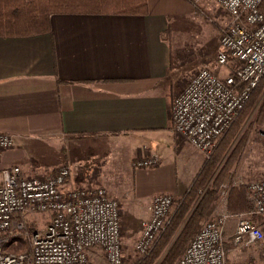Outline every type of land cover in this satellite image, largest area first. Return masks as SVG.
I'll return each mask as SVG.
<instances>
[{
	"label": "crops",
	"instance_id": "crops-1",
	"mask_svg": "<svg viewBox=\"0 0 264 264\" xmlns=\"http://www.w3.org/2000/svg\"><path fill=\"white\" fill-rule=\"evenodd\" d=\"M192 1L148 0V15L54 14L49 33L0 37V132L16 139L3 154L0 182L9 167L35 177L67 165L76 186L143 199L142 222L156 195L181 198L205 156L177 138L172 102L185 77L218 71L210 54L220 38L219 25L188 30ZM151 154L158 166L136 168ZM245 156L247 169L259 166L264 146L251 145ZM85 161L98 168L89 181L79 178ZM262 171L252 179L264 180ZM115 183L130 188L119 194Z\"/></svg>",
	"mask_w": 264,
	"mask_h": 264
},
{
	"label": "built area",
	"instance_id": "built-area-1",
	"mask_svg": "<svg viewBox=\"0 0 264 264\" xmlns=\"http://www.w3.org/2000/svg\"><path fill=\"white\" fill-rule=\"evenodd\" d=\"M230 18L221 30L216 68L203 67L178 92L172 102V128L178 139L199 150L206 159L238 119L264 78V0H214ZM264 136V130L262 131ZM15 136L0 132V165ZM160 156L138 159L136 168L159 165ZM71 169L59 167L54 175L25 177L18 166L1 172L0 264H124L121 202L104 188H84L70 182ZM251 203L248 213L237 216L235 249L254 242L264 244L262 230L251 216H264V180L242 182ZM233 185L229 186L228 192ZM228 188L227 186H225ZM175 200L156 195L143 222L135 251L147 257L171 222ZM49 216L42 228L29 222ZM227 211L205 223L175 264H230L225 227ZM28 239L29 248L12 253L11 238ZM234 248V247H233Z\"/></svg>",
	"mask_w": 264,
	"mask_h": 264
},
{
	"label": "trees",
	"instance_id": "trees-1",
	"mask_svg": "<svg viewBox=\"0 0 264 264\" xmlns=\"http://www.w3.org/2000/svg\"><path fill=\"white\" fill-rule=\"evenodd\" d=\"M192 3L196 9V3L193 1ZM260 9L264 13V2ZM149 12L148 0H0V37H29L49 33L51 17L54 14L148 15ZM261 86H264V78L254 92L255 94L258 95L257 91ZM252 100L249 108H246V112L243 110L245 113L243 112L238 121L248 116L251 106L254 104V98ZM261 106V117H264V100ZM226 145L225 135L217 143L209 159L204 162L189 189L180 198L179 204L171 216L170 225L155 243L152 253L147 257L139 258L133 264H154L161 252L168 247L179 227L183 225L173 247L159 264H175L177 262L180 250L186 245L187 248L193 237L200 231V223L207 217L215 196L227 177L230 167L219 174L213 182V186L209 188L208 181L221 154L226 150ZM58 169L50 175H54ZM250 210L251 203L247 196V187L243 184L232 186L227 198V213L231 219L226 224L225 236L230 230L227 231L229 222ZM258 217L260 216H251L253 224L259 220ZM232 231L234 232V230ZM177 248L180 249L177 250Z\"/></svg>",
	"mask_w": 264,
	"mask_h": 264
},
{
	"label": "rangeland",
	"instance_id": "rangeland-1",
	"mask_svg": "<svg viewBox=\"0 0 264 264\" xmlns=\"http://www.w3.org/2000/svg\"><path fill=\"white\" fill-rule=\"evenodd\" d=\"M193 2L196 3V9H194L195 13L192 14L193 19H191V22H188L191 25V27H188V30L190 32L192 31V33H194L195 30L200 31L199 25L203 24L208 28H211L214 25H219V30L221 33V30L229 24L230 22L229 16L220 9L218 4L214 0H193ZM189 34L190 33H188V35ZM216 54L217 53L210 54L212 60L216 58ZM218 72L222 76L228 73L227 69L224 68L218 69ZM190 78L185 77L186 81L183 84L184 86L186 85L187 81ZM257 92L258 95L257 93L256 94L254 93L244 109L245 111L247 110L246 109L247 107L249 108V105L251 104V102L253 101L252 99L254 98V104L251 106V110L248 116H246L245 119L242 118L243 120L241 119L238 121V119L241 117V115L244 112L242 111V113L235 121V123L232 125V127L225 133L226 141H227L226 150H224L223 153L221 154L219 162L217 166L214 168L213 174L208 181L209 188L213 186V182L215 181V179L218 177L219 174H221L223 171H226L229 167L230 169L227 171V175H226L227 177L225 178L224 183L222 184V186L220 187L219 191L215 196L214 203L210 211L208 212L207 217L200 223V228L208 221H211L216 217L223 215L226 212L225 202H226V198H228L229 186H231L233 183H239V182L248 183L252 181H260L252 178L261 177V176L263 177L262 170L264 168V157L258 156L256 158L257 160L255 161L256 162L255 164H258L259 166L254 165L252 169H247L246 166L247 160H250V158L247 159V156H245L248 149L251 148V145H261L262 147L264 146V136L262 135V131L264 130V117H261L262 115L261 105L264 100V86H261ZM223 137L221 139H223ZM221 139H219L218 142ZM206 160L207 159L205 158V161ZM84 163L85 166L83 167L81 172L84 173L85 176L84 177L79 176V178L82 180L89 181L94 176L93 172L98 168L96 166L95 167L91 166L92 164H90L89 161L87 162L85 161ZM245 169L247 171L246 175H244L243 173V170L245 171ZM115 170L116 168L108 167L109 172H113ZM239 172L242 173V177L239 176L241 175ZM236 176H239L238 179L236 178ZM245 176H247V178L249 177L248 180L245 179ZM115 186L119 194L130 188L129 183H123L118 185L117 183H115ZM225 186H227L228 188H226ZM123 196L124 197H120V196L116 198L114 197V199L119 200L121 202V207H122L121 223H122L124 264H133L136 261H138L140 258V255L135 251V243L141 235V230L143 228L142 225L144 222V221L142 222V220L147 214L146 213L147 205H145L143 199L136 198L133 193L129 195L125 194ZM174 200L175 203L173 206L172 214L176 210L179 204L180 201L179 196L177 197L174 196ZM258 219L259 220L256 222L255 225L259 227L264 234V216H260L258 217ZM46 223L47 220L45 218L43 219L40 218L39 220H35L32 223L29 222L27 230L29 231L34 227L42 228L46 225ZM237 224H238V219L237 218L236 220L233 219L232 221L229 222L227 228V231L229 229L230 230L228 231L226 236V246L227 248H229V250L230 249L232 250L231 252L228 253L229 254L228 262L230 264H264V244H262L261 242H254L249 245H246V247H242L240 249L234 250L237 247L233 245V240L236 233L235 229L237 227ZM182 228L183 225L179 227L177 233L169 243L168 247L161 252V255L155 260L154 264H159L163 260L164 256L167 255L169 250L173 247L177 239V236L181 232ZM232 230H234V232ZM16 240L17 238L15 237L11 238L8 247V250L10 252L16 253L25 250L26 248H29L28 239L27 240L23 239L20 241L18 239V243H14L13 241ZM186 246L180 250V253L176 261L183 254V252L186 249ZM179 249L180 248H177V250Z\"/></svg>",
	"mask_w": 264,
	"mask_h": 264
}]
</instances>
